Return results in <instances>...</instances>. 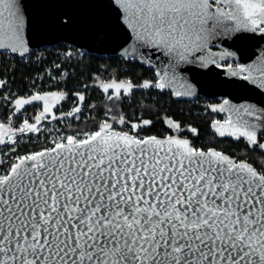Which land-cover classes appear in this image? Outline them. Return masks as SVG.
Returning <instances> with one entry per match:
<instances>
[{
    "label": "snow or ice",
    "instance_id": "obj_1",
    "mask_svg": "<svg viewBox=\"0 0 264 264\" xmlns=\"http://www.w3.org/2000/svg\"><path fill=\"white\" fill-rule=\"evenodd\" d=\"M32 6L45 10L46 26L61 30L76 18L55 9H108L114 20L96 30V39L119 36L122 58L156 69L138 84L102 83L105 93L113 90L109 100L135 88L194 97L188 73L212 66L223 69L219 87L252 86L264 95V48L248 63L231 50L213 51L218 42L250 38L246 34L264 39V0H0V58L30 54ZM161 56L162 66L152 62ZM6 86L0 79V88ZM72 95L79 104L61 115L56 105L68 98L63 91L16 98L17 119L26 105L42 110L15 129L10 119L0 123V264H264V161L257 167L179 136L141 137L151 121L137 124L122 115L98 122L83 138H50L49 147L18 153L23 135L39 134L42 121L80 119L85 96ZM208 107L224 114L211 125L219 137L264 155V105L224 96ZM166 122L182 130L179 122Z\"/></svg>",
    "mask_w": 264,
    "mask_h": 264
},
{
    "label": "trees",
    "instance_id": "obj_2",
    "mask_svg": "<svg viewBox=\"0 0 264 264\" xmlns=\"http://www.w3.org/2000/svg\"><path fill=\"white\" fill-rule=\"evenodd\" d=\"M68 46L60 44L54 49L44 47L39 51H33L32 56H38L40 53H48L47 60L42 62H24L25 59L15 58L7 60L6 57L0 58V76L7 81V86L4 89L13 88L20 91V95L28 90V84L35 75H40L42 72L48 71L55 73L57 76L65 71L64 80L60 81L56 86L51 85L48 92L67 93L70 102L77 99L72 93H81L85 96V105L91 110L93 115L88 120L81 122L78 125L70 126L68 131H88L95 130L98 122L104 120V115L108 112H114L127 118L128 121H133L139 124L143 120L151 121L150 125L145 126V133L149 136L166 137L174 135L173 129L167 125V119L174 120L176 115L182 120H187L186 112L190 107H195L192 101H176L169 93L160 94L154 89L135 90L130 95L124 96L121 94L119 101L109 100V95L100 87L102 81L112 80L122 81L124 78H129L132 82L138 84L145 79H150L154 75V71L146 68L139 63H127L119 57H106L98 55L86 54L82 60L63 59L61 67L56 68L52 64L53 59L50 53L59 55L65 51ZM76 52L75 49H72ZM127 68L126 70H124ZM95 74H100L99 79L95 78ZM51 80V79H50ZM37 81V80H36ZM86 86L85 88H83ZM117 106L112 107L113 104ZM195 108H201L197 106ZM2 113L10 112V107H4ZM133 117H135L133 119ZM116 126H119L117 123ZM34 148V149H33ZM31 150H37L36 147H28L19 149L17 152L24 154Z\"/></svg>",
    "mask_w": 264,
    "mask_h": 264
},
{
    "label": "water",
    "instance_id": "obj_3",
    "mask_svg": "<svg viewBox=\"0 0 264 264\" xmlns=\"http://www.w3.org/2000/svg\"><path fill=\"white\" fill-rule=\"evenodd\" d=\"M29 11L33 17V29L31 32V52L38 51L44 47H55L60 44L68 45V43L74 41L73 48L79 52L85 51L89 54L106 57H119V49L123 43L119 36H115L105 42H100L96 39L95 32L98 28L102 27L104 23L114 20L110 12L106 8L99 7H79V8H63L55 9L57 12H69L76 18V23L69 30H61L51 28L45 25L41 19V14L44 9L37 6L30 7ZM250 43L241 45V42L237 40L218 42L215 48H224L225 50H231L236 54L237 59L243 58L241 55L249 50ZM224 50V51H225ZM219 52V51H217ZM124 59L127 63H139L148 69L155 71L148 64L141 63L138 59ZM165 58L154 57L153 63L157 66H162ZM196 75L188 73L192 82L197 88V95L194 97H180L177 98L172 95V98L176 101H190L196 98H205L208 100H215L222 94H227L234 103H238L240 98V88H224L218 86V79L223 80V69H217L214 66L208 69H194ZM159 92V90H157ZM160 94H165L161 93ZM170 94V93H169ZM113 123V121H109ZM175 136V135H172ZM167 137V136H166ZM165 138V137H158ZM182 138V137H180ZM185 139V138H184Z\"/></svg>",
    "mask_w": 264,
    "mask_h": 264
},
{
    "label": "rangeland",
    "instance_id": "obj_4",
    "mask_svg": "<svg viewBox=\"0 0 264 264\" xmlns=\"http://www.w3.org/2000/svg\"><path fill=\"white\" fill-rule=\"evenodd\" d=\"M68 46V45H67ZM56 47V46H55ZM55 47H47L49 49L55 50ZM42 49V48H41ZM72 49H75L72 47ZM76 52L73 50V55L72 57L68 58L69 62L73 61V60H82L83 57H85L86 53L85 51L79 52L77 49H75ZM39 51V50H38ZM36 52V51H35ZM91 55V54H90ZM94 55V54H92ZM52 56L53 62L52 64L56 65L59 64L61 67V61L63 59H65V57L63 56V52L59 55L54 54V53H50V57ZM48 58V53H40L38 56H32V53L27 56L26 58H24V62L27 63L28 62H42V60H47ZM7 60H12L13 58L11 57H6ZM59 67V68H60ZM57 68V67H56ZM127 68H125L124 70H126ZM65 71L61 72L60 76H57L55 73H51V74H47V77L52 79L53 83L57 81V83H59V81L64 80V78L62 79V77L65 75ZM95 78L100 77V74H95L94 75ZM54 77V78H53ZM43 76H39L38 79L39 81L43 80ZM0 79L1 76H0ZM47 80V79H46ZM59 80V81H58ZM130 80L129 78H124V80L122 81H128ZM45 80H43L44 82ZM113 80L112 78L109 80L102 81V83H111ZM116 82H121V81H116ZM40 82H36L37 86L34 88H31V90L29 92L24 91L22 95H20V91L18 89H13V88H8V89H4V88H0V123H5L6 125L9 123V119L11 120V126L15 129L18 128L21 124L22 121L24 119H28L30 122H34V117L35 115H37L41 110L42 107L36 106V105H26V112H24L23 115H19V119H17V116L12 115V113L14 112V100L16 98H28L29 96H31L33 93L39 91V92H48L50 87H46L45 89H42L43 85L39 86ZM100 83V85L102 84ZM53 85V84H51ZM55 86V85H53ZM86 86H84L83 88H85ZM44 88V87H43ZM141 88H135V90H140ZM108 95H112L113 94V90L110 89L109 92L107 93ZM7 97V98H6ZM77 97V96H76ZM207 100V99H206ZM86 101H84V104L81 105L82 111L79 114L80 119H75L74 117H65L64 119L58 120V121H49V120H45L41 122V132L39 134H24L22 137L21 142L19 143V145L17 146V151L19 149H21L22 147L25 148L26 146H30V147H36L37 150H31L29 152H35L38 150H41L45 147H49L51 146V139L50 138H57L59 139L60 136H67L69 134H74V133H80L81 136L78 138H83L82 134L83 132H88V131H94V130H88V131H68L66 129H69L70 126L73 125H78L81 122L88 120L89 118H91L93 115L91 113V110L87 109L86 107ZM79 104V100L78 97L75 101L70 102V99L67 98L66 100L58 103L56 105V109H58L59 111L57 112V115H61V114H66L68 112H70L75 106H77ZM192 104L195 105V107L200 106L203 107L205 104V100H201V98H198V100H196L195 102H192ZM4 107H10L11 111L8 113H2L4 110ZM54 109V111L56 110ZM115 115V117L118 119L120 117V115L114 113V112H108L107 115H104V120L109 121H113L111 119V117ZM135 117H133L134 119ZM103 120V121H104ZM126 121L127 118H125ZM133 122V121H130ZM135 123V122H133ZM141 123V122H140ZM117 123H114V127L117 130H120L121 128H124V130H129L130 129V124L127 126H116ZM63 125V127H62ZM130 134L135 135V132H130ZM139 134L141 137H149V135H147L145 133V126H143L140 130H139ZM155 136V135H152ZM169 136V135H168ZM18 139H20V136H17ZM12 145H9V147H11ZM3 145H0V158L3 157ZM34 149V148H33ZM28 153V152H26ZM9 155H15L14 153H9Z\"/></svg>",
    "mask_w": 264,
    "mask_h": 264
},
{
    "label": "flooded vegetation",
    "instance_id": "obj_5",
    "mask_svg": "<svg viewBox=\"0 0 264 264\" xmlns=\"http://www.w3.org/2000/svg\"><path fill=\"white\" fill-rule=\"evenodd\" d=\"M246 36L250 38H243L239 40L241 45L250 43L249 50L241 55L243 58L238 59L239 62L242 63H248L252 58L253 52H257L260 48H264V39H262L259 35L252 36L251 34H246ZM224 50V48H213V51ZM230 62L233 61L229 60L222 63ZM224 96L228 95L222 94L215 100H205V103L207 104L201 108L190 107V109L186 112V115L188 116L187 120H182L180 116L176 115L174 117V121L181 124L182 130L180 132H176L174 130V135L188 139L197 148L204 150L214 148L238 160L246 159L253 165L259 167L261 162L264 161V155H261L259 151H251L242 141H236L229 137H219L211 127L213 120L223 119L224 114L211 112L208 105L221 102V99ZM245 101L264 105V95H262L254 87L246 86L243 89L240 88V98L237 104ZM190 128H195L197 133L193 134L189 130Z\"/></svg>",
    "mask_w": 264,
    "mask_h": 264
},
{
    "label": "built area",
    "instance_id": "obj_6",
    "mask_svg": "<svg viewBox=\"0 0 264 264\" xmlns=\"http://www.w3.org/2000/svg\"><path fill=\"white\" fill-rule=\"evenodd\" d=\"M30 55V54H29ZM28 55V56H29ZM26 58V57H25ZM28 62V61H27ZM46 73L47 74H51V73H49L48 71H45V72H42L40 75H35L34 77H33V79L30 81V83L28 84V90L26 91V92H29L30 90H31V88H34V87H36L37 86V84H36V82H40L38 85L39 86H41V85H43V87H42V89H45L46 87H50L51 86V84H53V85H57L58 83H57V81L56 82H54L53 83V81H52V79L50 80V78H48L47 77V75H46ZM39 76H43L44 78H43V80H45L44 82H43V80H41V81H39V79H38V77ZM95 77V76H94ZM65 79V77H62V79ZM47 79V80H46ZM37 80V81H36ZM33 81H35V84H33ZM59 81V80H58ZM60 82V81H59ZM196 100H198V98H196V99H194V100H190V101H192V102H195ZM201 100H206L205 98H201ZM79 120V119H78ZM62 127H63V125H62Z\"/></svg>",
    "mask_w": 264,
    "mask_h": 264
}]
</instances>
